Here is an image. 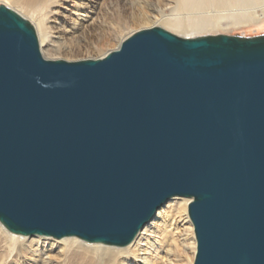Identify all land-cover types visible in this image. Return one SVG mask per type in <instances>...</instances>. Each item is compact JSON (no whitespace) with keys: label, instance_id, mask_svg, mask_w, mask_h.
<instances>
[{"label":"water","instance_id":"1","mask_svg":"<svg viewBox=\"0 0 264 264\" xmlns=\"http://www.w3.org/2000/svg\"><path fill=\"white\" fill-rule=\"evenodd\" d=\"M172 198L193 200L195 264H264V34L153 27L52 60L0 5V222L126 247Z\"/></svg>","mask_w":264,"mask_h":264},{"label":"bare ground","instance_id":"2","mask_svg":"<svg viewBox=\"0 0 264 264\" xmlns=\"http://www.w3.org/2000/svg\"><path fill=\"white\" fill-rule=\"evenodd\" d=\"M4 1L35 26L41 51L47 59L91 49L100 52L98 58H103L112 51L106 50L110 42L103 40L109 35L107 29L101 25L99 29L103 30L94 33L98 27L94 16L106 0ZM174 1L177 5L172 14L166 15L165 6ZM125 6H131L132 11L128 22ZM115 8L111 21L117 24L122 21L123 26L117 30L114 41L125 32L132 31V35L149 29L151 24L186 37L192 33L215 34L246 27L264 29V0H119ZM53 18L63 31L60 36L53 33ZM192 201L168 200L126 247L90 244L76 237L22 236L10 232L0 222V264H195L198 242L189 216Z\"/></svg>","mask_w":264,"mask_h":264},{"label":"rangeland","instance_id":"3","mask_svg":"<svg viewBox=\"0 0 264 264\" xmlns=\"http://www.w3.org/2000/svg\"><path fill=\"white\" fill-rule=\"evenodd\" d=\"M4 1V0H3ZM2 0H0V5H5L7 7H9V5H7L4 1L3 2ZM119 0H106L103 4V6H100L98 7L97 9V12L95 14V18H96V24H97V31H95L94 33L96 34H99L100 31H102L103 29L106 30V33L109 34V35H106L105 38L103 40H106L104 42H110L109 43V47L106 48V50L108 51H113V50H116L119 45H120V39H121V42L123 40L124 37H126V35L128 34L131 35V32L132 31H128V32H125L120 39L114 41L113 37L116 36V33H117V30L120 28V26L122 25L123 26V22L119 21V25L117 24V21L115 22H112L111 19L113 18V14H114V11H115V3L118 2ZM124 0H120V2H122ZM122 5H124L123 3H121ZM177 5V1H174L173 4H168L167 6H165L164 8V13L166 15H171L172 14V9L174 8V6L176 7ZM70 6V3L69 5ZM127 6L124 7V12L127 14V18L128 19H125V21H129L131 19V13L132 11L130 10L131 9V6ZM11 8V7H9ZM100 8V9H99ZM13 9V8H12ZM71 9V8H70ZM14 11H16V9H13ZM166 11V12H165ZM259 11V10H258ZM17 12V11H16ZM261 13V12H259ZM64 15H61L60 16V20H63ZM24 17V16H22ZM112 17V18H111ZM25 18V17H24ZM59 18V17H57ZM110 18V19H109ZM27 19V18H26ZM109 19V20H108ZM29 20V19H27ZM53 22H52V26H53V33L56 34V36H60V34L63 32L62 29H60L59 26H57L55 23H56V18H53ZM108 20V21H107ZM30 21V20H29ZM110 21V22H109ZM124 21V22H125ZM127 21V22H128ZM31 22V21H30ZM55 22V23H54ZM32 23V22H31ZM104 23V24H102ZM106 24V25H105ZM110 24V25H109ZM113 24H117L116 26ZM103 25V29H99V27ZM108 25V26H107ZM153 24L150 25V27L148 28H152ZM106 27V28H105ZM164 28L165 30H168L166 29L165 27H162ZM170 31V30H168ZM171 33L175 34V35H178L172 31H170ZM219 34H224V35H242V36H256V35H261V34H264V29H261V26L259 27H246V28H242V29H237V30H232V31H228V32H221V33H215V34H203V33H192V34H188L187 37L186 36H181V35H178L180 37H184V38H192V37H198V36H205V35H219ZM127 36V37H128ZM59 38V37H58ZM119 41V42H118ZM119 44H118V43ZM69 44V41L67 42ZM110 49V50H109ZM42 50V49H41ZM101 53L100 52H97V51H94V50H87V51H83L82 53H77V54H74V55H70V56H67V57H62L60 59H63V60H67V61H80V60H86V59H98V57H100ZM104 57V56H103ZM56 58V57H55ZM55 58H49V59H52V60H60V59H55ZM183 199V198H181ZM185 199V198H184ZM191 221V220H190ZM192 222V221H191ZM54 255H57V253H55ZM194 263V262H193Z\"/></svg>","mask_w":264,"mask_h":264}]
</instances>
